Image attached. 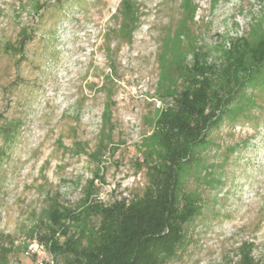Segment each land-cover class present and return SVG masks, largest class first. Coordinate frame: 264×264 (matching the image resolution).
I'll use <instances>...</instances> for the list:
<instances>
[{
  "label": "rangeland",
  "instance_id": "1",
  "mask_svg": "<svg viewBox=\"0 0 264 264\" xmlns=\"http://www.w3.org/2000/svg\"><path fill=\"white\" fill-rule=\"evenodd\" d=\"M262 35L264 0H0V264L62 262L55 206L84 245L92 203L141 196L184 74ZM230 93L180 170L195 213L164 264H264V66Z\"/></svg>",
  "mask_w": 264,
  "mask_h": 264
},
{
  "label": "trees",
  "instance_id": "2",
  "mask_svg": "<svg viewBox=\"0 0 264 264\" xmlns=\"http://www.w3.org/2000/svg\"><path fill=\"white\" fill-rule=\"evenodd\" d=\"M230 45L220 70L200 67L184 74V86L176 91L161 121L163 156L150 166L149 184L141 196L109 205L92 203L87 213L98 216L99 222L84 245L74 235L67 236L62 222L79 217L71 209L53 207L52 220L59 229L65 227L64 243L51 246L54 254L63 257L60 264H164L174 255L184 239V225L195 213L179 178L182 165L197 160L192 149L207 144V132L220 123L219 113L230 101V91L264 66V35L253 44L235 39ZM233 264L257 263L247 250Z\"/></svg>",
  "mask_w": 264,
  "mask_h": 264
}]
</instances>
